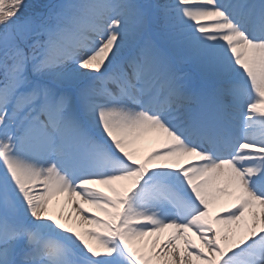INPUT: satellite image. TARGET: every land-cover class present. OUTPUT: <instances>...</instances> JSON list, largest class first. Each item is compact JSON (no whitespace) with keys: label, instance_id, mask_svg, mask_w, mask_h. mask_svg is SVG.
I'll return each mask as SVG.
<instances>
[{"label":"snow or ice","instance_id":"snow-or-ice-1","mask_svg":"<svg viewBox=\"0 0 264 264\" xmlns=\"http://www.w3.org/2000/svg\"><path fill=\"white\" fill-rule=\"evenodd\" d=\"M194 261L264 264V0H0V264Z\"/></svg>","mask_w":264,"mask_h":264},{"label":"bare ground","instance_id":"bare-ground-1","mask_svg":"<svg viewBox=\"0 0 264 264\" xmlns=\"http://www.w3.org/2000/svg\"><path fill=\"white\" fill-rule=\"evenodd\" d=\"M159 147V143L155 140L154 137H148V139L146 141L143 142V140H141L140 142H138L137 144V148L139 150V155H144V154H148L150 151H152L155 148ZM190 158H183L179 161V165H185L189 163ZM93 187H98L100 190L101 188H105L106 186H93ZM76 199V198H74ZM217 200L222 203L223 205H221L220 209H222L223 211H221L220 214L225 213L229 208H231L230 204L232 203L233 200H235V196H229V195H224L221 197H218ZM62 198L61 197H57L54 198L53 201L50 203L49 205V212L52 213L53 210L55 209H60L61 211V216H63V212L61 210V205L63 206L64 209H66L69 205H71L70 203L67 202V197L64 198L63 203H61ZM89 213H94L95 215L99 216V213L97 210L95 209H91V212L89 211ZM76 213L73 211L70 215L72 217H74V222L73 224H75L76 221ZM248 222H251V218L247 217ZM85 227H88L87 225H85ZM216 227H218L219 229H225V232H228L229 234H232L231 232L228 231L229 227H235L233 226H226V225H217ZM172 230H167L165 233L161 234V240L167 239L168 235L171 233ZM187 236V233H186ZM155 237H145L144 238V242H147L148 244L154 240ZM143 243V242H142ZM181 247H183V242H181ZM196 262V261H195ZM198 264V263H196Z\"/></svg>","mask_w":264,"mask_h":264},{"label":"rangeland","instance_id":"rangeland-1","mask_svg":"<svg viewBox=\"0 0 264 264\" xmlns=\"http://www.w3.org/2000/svg\"><path fill=\"white\" fill-rule=\"evenodd\" d=\"M27 2L30 3L29 0H27ZM147 139H148V137L145 138V139H143V142L146 141ZM146 155H147V154H144V155H141V156H139V157L142 159V158H143L144 156H146ZM150 167H152V165H150ZM108 194H111V193L109 192ZM235 202H236V200H235ZM235 202L232 203V204L234 205ZM211 207H212V210H211V212H210V215H211V216H215V215H217V209L219 210V207H221V204H220V202H219L218 200H216V201L214 202V204L211 205ZM54 212H57V211H53V212H52V214L56 215ZM56 216L59 217V215H56ZM102 218H103V216H102ZM229 235H230V234H229ZM239 235H240V234L238 233V234H237V238H239ZM187 237L190 238V239L192 240V242L195 243L198 247H203L202 244H201V242L197 239V237H196L193 233L189 232V235H188ZM150 245H151V243H149L148 246L150 247ZM93 246H95V245H93ZM196 263H198V262H195V261H194V264H196Z\"/></svg>","mask_w":264,"mask_h":264}]
</instances>
